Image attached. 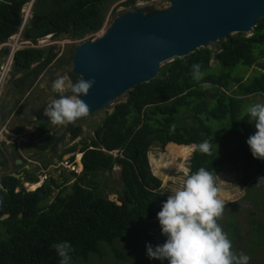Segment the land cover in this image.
<instances>
[{
	"label": "trees",
	"instance_id": "16d2710c",
	"mask_svg": "<svg viewBox=\"0 0 264 264\" xmlns=\"http://www.w3.org/2000/svg\"><path fill=\"white\" fill-rule=\"evenodd\" d=\"M28 1L0 0L1 41L18 31L8 21L15 15L21 17V8ZM117 1L33 0L21 37L33 43L45 35L82 41L102 28L109 6ZM135 2L124 0L119 4L133 7ZM219 41L215 51L200 47L185 57L174 58L160 66L155 78L128 90L126 101L116 103L94 129L92 140L82 145V171L78 175L71 172L75 180L68 192L55 194L42 206L52 186L58 187L54 179L32 191L25 190L11 176L1 180L7 191L0 188V264H60L61 258L52 245L61 241L70 242L74 249L71 264L86 261L93 254L101 256V244L115 250L113 242L122 239L125 229L136 222L142 224L143 216L160 230L159 242L148 240L146 244H162L164 235L157 213L167 197L147 158L155 142L162 150L169 143L194 145L187 173L201 167L214 173L217 165V169H239V182L247 185L264 170V160L254 158L246 142L256 130L245 114L252 104H246L243 98L258 93L264 96V15L256 21L250 36L236 33ZM53 50L54 46L17 49L12 73H23L19 79L23 84L33 75L28 80L32 82L40 69L55 58ZM57 60V64L66 62L63 58ZM34 62H39V68L31 71ZM194 63L201 64L204 72L199 82L190 75ZM253 65L259 70H254L248 82L242 81V73L234 75L238 69ZM69 73L76 82L77 78ZM78 133L79 127H75L72 135ZM205 139L213 146L210 156L197 149ZM115 165L121 172L122 191L117 198L120 203L108 199L99 188L100 173L110 172ZM29 175L26 180L35 181L36 177ZM25 185L32 189L38 186ZM257 234H261L258 228ZM259 243L264 245V240L261 238ZM116 251L123 258V253Z\"/></svg>",
	"mask_w": 264,
	"mask_h": 264
},
{
	"label": "water",
	"instance_id": "95a60500",
	"mask_svg": "<svg viewBox=\"0 0 264 264\" xmlns=\"http://www.w3.org/2000/svg\"><path fill=\"white\" fill-rule=\"evenodd\" d=\"M167 2L168 6L164 8L136 4L115 16L106 27L103 24L95 37L74 45L70 72L77 80L81 75L84 79L94 77L96 80L88 95L81 94V99L90 108L87 117L106 109L136 84L155 78L165 62L185 57L233 33L250 36L256 21L264 15V0ZM8 22L19 28L21 18L15 15ZM7 52L8 49L4 48L3 53ZM68 95L73 94L69 92ZM47 119L42 113L34 121V126ZM72 127L73 124L66 126L56 139L53 152H62V141ZM13 176L18 177L17 174ZM0 188L7 191L1 184ZM142 222L150 241L159 242V227L146 216Z\"/></svg>",
	"mask_w": 264,
	"mask_h": 264
},
{
	"label": "rangeland",
	"instance_id": "374dc122",
	"mask_svg": "<svg viewBox=\"0 0 264 264\" xmlns=\"http://www.w3.org/2000/svg\"><path fill=\"white\" fill-rule=\"evenodd\" d=\"M122 1L124 0H118L109 6L104 27H106L115 16L132 8V5L126 6L119 4V2ZM29 2L30 0L28 1L27 6L30 4ZM136 4H146L151 8H164L168 6L167 0H136L134 5ZM25 5L26 3L22 6V8ZM30 16L31 8L28 17L30 18ZM96 33L90 35L91 38L95 37ZM234 34L236 33L231 35ZM242 34L247 35V33ZM90 36L86 38H89ZM41 40L43 41L40 43L36 41L33 44H38L39 46L37 47L41 48L54 46L53 51L56 52V57L66 60V62H61L60 64H57L55 61V69L51 72H45L44 75L49 77L55 76L58 74L60 69L62 73L66 71L69 72V69L71 68V62L69 61L70 48L81 42V40L71 39L67 36L54 38L51 37V35L49 37L44 36L43 39L41 38ZM219 45L220 41L217 40L216 42L211 43L208 48H211L213 51H215ZM4 56L7 55H0V59H2ZM58 65L60 67H58ZM255 69L259 70L256 65H253L248 69L241 68L235 71L234 75L239 76L240 73H242V81L248 82L249 79L252 78ZM70 79L73 83H75V78L71 77V75ZM27 80L29 79H26V82ZM44 81V77L38 80L41 86L43 85ZM39 90H41V88H39ZM12 96L14 97L15 94ZM6 97L7 96L3 97L2 102L7 105L6 101L8 102L9 100H6ZM243 98L245 99L246 104H255L264 100V96L259 93L249 94L243 96ZM126 99L127 92L114 100L113 103L108 105L106 109L97 110L92 115L84 118L81 121L80 124L83 125L85 141L91 140L94 129L101 123L105 115L113 110L114 105L119 102H124ZM37 104H40V102L35 104L36 109H38ZM193 148L194 145H177L174 143H169L162 150L159 144L156 142L149 147L147 151L148 162L152 166L153 174H155V176L160 178L162 181L161 189L165 197H168V195L171 194V189L180 186V181L184 178L185 173H187L189 170V158L192 154ZM78 157L79 155H77V159ZM77 167L79 169L81 164H78ZM219 167L220 166L218 165L216 166V170L213 174L216 177V185L220 189L219 198L223 199L226 204L223 216L218 220V223L222 227L223 231L228 234L233 243V250L237 254L243 252L244 254L250 256L251 259L249 264H264V245L259 243L261 238L264 240V183L259 185L256 184L258 182V178L264 176V170L247 185H243L239 182V169L238 171H230L225 167L223 169H217ZM34 171L36 175L41 173L37 172L36 169ZM67 171L68 170L64 172L61 171L62 174H58V172H52V169H50L48 172H46L47 174L50 172L52 174L51 176L55 177L58 181H61L62 177L66 175L65 177L68 181H65V183L62 185L64 192H68L70 190L71 183L74 180V177L72 174H70V171H68V173ZM100 179L101 181L99 188L107 195V198L120 203L117 201V198L119 196L121 197L122 191L120 167L115 165L110 172H101ZM27 188L32 190L30 186ZM55 192L56 190H53L49 197L42 200L41 205L45 206L48 204V202L52 200ZM161 209L162 206L160 207V210ZM257 228L259 231H261L260 235L257 234ZM148 236V230L143 225V222L142 224L140 222H136L132 227L125 229L124 237L122 239H116L113 242V247L123 253V258H120L116 255L115 252H118L116 249L113 250L112 246L110 247L109 245L107 246L103 243L100 245L102 251L101 256H96L93 254L90 255V258L86 261L78 260L76 264H167V261L148 258L146 254L147 248L145 246L146 242H148V240L150 241V237ZM162 238V243H164L166 237L163 236Z\"/></svg>",
	"mask_w": 264,
	"mask_h": 264
},
{
	"label": "clouds",
	"instance_id": "9594fccd",
	"mask_svg": "<svg viewBox=\"0 0 264 264\" xmlns=\"http://www.w3.org/2000/svg\"><path fill=\"white\" fill-rule=\"evenodd\" d=\"M201 67L199 63L191 66L190 75L194 81L203 79ZM95 83L94 77L84 79L81 75L73 83L66 76H58L52 83V90L59 94V98L47 104L44 114L53 125L63 126L87 117L90 108L81 99V94L88 95ZM66 92L73 95H66ZM245 114L256 130L246 142L253 157L264 160V103L247 106ZM212 147L207 139L197 145L200 153L209 156L212 155ZM262 183L264 176L259 177L256 184ZM170 192L157 213L161 233L166 240L155 246L150 242L146 244L149 259L167 261V264H249L251 257L233 250L231 239L218 223L226 202L219 198L220 189L212 172L201 167L194 173H185L180 186ZM52 247L61 258L60 264H71L70 253L74 249L70 242L61 241Z\"/></svg>",
	"mask_w": 264,
	"mask_h": 264
},
{
	"label": "flooded vegetation",
	"instance_id": "af4514ba",
	"mask_svg": "<svg viewBox=\"0 0 264 264\" xmlns=\"http://www.w3.org/2000/svg\"><path fill=\"white\" fill-rule=\"evenodd\" d=\"M58 58L59 57L55 56L51 62L40 69L38 75L32 82L28 80L27 82L25 81V85L19 82L23 73L19 72L13 74L11 63L8 75L3 79L2 84H0V133L6 138L2 141V145H0V184L3 187L4 185L1 180L5 176H11L19 180L27 191L35 190L45 181L47 182L52 178L55 180V184H58V187L52 186V191L56 190L55 194L59 192L64 194L66 192H64L62 185L65 181H68L65 177L66 175L62 177L61 181H58L55 177L51 176L52 174L50 172L48 174L46 172L52 169V172L56 171L58 174H62L61 171L64 172L68 170L70 174L74 171V173L78 175L82 171V164L80 162L82 154L79 161H77V155L83 153L81 150L82 145L89 143L93 138L92 136L90 141H85L83 125L80 124L84 118L73 124L72 130L75 127H79V133L73 136L71 130L68 135L64 137L62 141L63 150L58 154L53 152L52 148L56 139L61 135L66 126L53 125L49 119L43 121L38 126H34L33 124L34 121L45 112L47 104L59 98V94L52 90L53 81L58 76H61V74L62 76L68 77L71 81L70 73L68 71L62 73L61 69L55 76L49 77L44 75L45 72H51L55 69L54 63ZM6 60L7 56H4L0 59V63L3 64ZM38 63L39 62H34L30 66V70L32 71V69L39 68ZM58 67L60 66L58 65ZM43 77L45 81L41 86L38 80ZM30 78H33V75H30ZM39 88H41V90H39ZM68 93L69 92H66L65 94L68 95ZM14 94L15 96L13 97L12 95ZM4 96H7L6 100H9L8 102L5 100L7 105L2 102ZM37 102H40V104H37L38 109L35 108ZM23 122L26 123L25 127L21 125ZM73 146L75 147L73 150H68ZM78 164H81L79 169L77 167ZM35 169L37 172L41 173L36 175ZM15 174L18 175L17 178L13 176ZM29 174L36 177L35 181L30 182L26 180V178L30 176ZM72 176L75 180V176ZM25 183H37L38 186L30 190L26 187ZM17 190L18 188H15V191Z\"/></svg>",
	"mask_w": 264,
	"mask_h": 264
},
{
	"label": "built area",
	"instance_id": "2783aa9c",
	"mask_svg": "<svg viewBox=\"0 0 264 264\" xmlns=\"http://www.w3.org/2000/svg\"><path fill=\"white\" fill-rule=\"evenodd\" d=\"M29 3L30 4L27 6V4H28V2H27L26 5L21 10V14H22L21 15V24H20V27L18 28V31L14 35L9 36L6 41L0 42V50H3V48L8 49L7 54H3V55H7V60L5 61V63L0 65V84H2L3 79L7 76V72L11 66V63H12V58H13L14 52L17 49H20L22 47H37V46H39L38 44H36V45L33 44L29 40H23L21 37V31H22L24 24L26 23L27 19L29 18L28 16L30 13L32 0H30ZM49 36L50 35H45V37H49ZM43 37H41V38L43 39ZM41 38H38L36 41H38V43H40L41 41H43V40H41ZM79 154L81 156L82 153H79Z\"/></svg>",
	"mask_w": 264,
	"mask_h": 264
},
{
	"label": "crops",
	"instance_id": "0c3cea01",
	"mask_svg": "<svg viewBox=\"0 0 264 264\" xmlns=\"http://www.w3.org/2000/svg\"><path fill=\"white\" fill-rule=\"evenodd\" d=\"M18 125H19V124H18ZM21 125H22V127H25V126H26V123L23 122V123H21ZM4 139H6V138L2 135V133H0V145H2V141H3ZM79 156H80V154H79ZM150 166H151V164H150ZM151 170H152V166H151ZM152 173H153V172H152Z\"/></svg>",
	"mask_w": 264,
	"mask_h": 264
},
{
	"label": "bare ground",
	"instance_id": "6f19581e",
	"mask_svg": "<svg viewBox=\"0 0 264 264\" xmlns=\"http://www.w3.org/2000/svg\"><path fill=\"white\" fill-rule=\"evenodd\" d=\"M80 156L78 157L77 161H79Z\"/></svg>",
	"mask_w": 264,
	"mask_h": 264
}]
</instances>
